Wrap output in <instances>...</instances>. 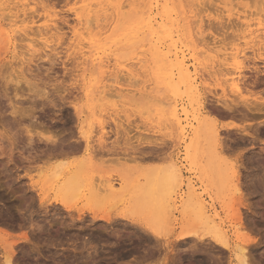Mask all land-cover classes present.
<instances>
[{"label":"rangeland","instance_id":"1","mask_svg":"<svg viewBox=\"0 0 264 264\" xmlns=\"http://www.w3.org/2000/svg\"><path fill=\"white\" fill-rule=\"evenodd\" d=\"M90 1L0 0V133L17 136L13 147L0 135V264L17 239L14 264H238L208 234L220 231V222L234 246L249 242L252 264H264V114L246 120L242 107L224 117L218 104L226 89L238 101L230 85L244 76L243 94L264 102V0H175L166 40L131 36L104 51L103 63L93 52L83 63L71 47L73 28L75 11ZM156 45L185 54L195 92L158 84ZM13 108L20 111L16 120ZM199 120L219 132L224 151L211 134L192 147ZM37 133L59 135L82 150L60 156ZM171 163L183 176L181 197L141 199L127 189L142 188L160 173L156 168ZM237 185L240 197L231 188ZM189 193L203 216L185 204ZM41 197L50 202L43 205ZM56 198L69 209L53 204ZM108 216L110 223L102 218Z\"/></svg>","mask_w":264,"mask_h":264},{"label":"bare ground","instance_id":"2","mask_svg":"<svg viewBox=\"0 0 264 264\" xmlns=\"http://www.w3.org/2000/svg\"><path fill=\"white\" fill-rule=\"evenodd\" d=\"M24 1V4H22L23 6H25V2L26 0H22ZM43 1V0H42ZM68 1V0H66ZM78 1V0H77ZM83 1V0H82ZM7 2V1H6ZM28 2V1H27ZM76 2V1H75ZM95 2V3H93ZM172 2H175V0H127V4L125 3L124 0H91L90 3L85 4L81 7L80 11H75V16H76V26L73 28V39H72V46L74 45V49H76L77 51L75 52V54L80 55V59L83 61V63H85L86 61L90 60V57H92V52L95 53L96 58L95 60L100 61V63H103L102 58L100 57L101 54L105 55L107 54L106 50L111 49L112 45H116L117 46L123 42H125L127 40V38L133 36V37H137L140 38L139 40L141 41V35H145L146 33L149 35H153V34H158V36L160 37L159 40H166L168 38V36H170V33L168 30L171 29V26L174 25V21L172 19L173 15H174V8H170V4H172ZM191 1H189L190 3ZM22 3V2H21ZM188 3V4H189ZM95 4V5H94ZM93 6H96L95 8H93ZM194 7V6H193ZM79 10V9H78ZM3 11V10H2ZM1 11V12H2ZM24 11H26L24 9ZM29 11V10H28ZM4 12V11H3ZM7 12V11H6ZM46 12V11H45ZM7 14V13H6ZM9 15V14H8ZM26 15V14H25ZM14 17V16H13ZM48 17L50 18L49 21H51L52 16L48 15ZM47 17V18H48ZM94 18V23H91L90 19ZM21 20V19H20ZM103 22H106L105 24H102ZM199 22V21H198ZM57 23V22H56ZM197 22H194V24ZM62 24V23H61ZM95 25L94 27L92 25ZM193 24V25H194ZM200 24H202V20H200ZM158 25V27L156 28V26ZM175 26V25H174ZM55 28V27H54ZM60 28V27H58ZM225 28V27H224ZM61 29V28H60ZM98 29L99 31L95 32L94 30ZM231 29V27H230ZM48 30V29H47ZM172 30V29H171ZM234 30V29H233ZM232 30V31H233ZM41 31V29H40ZM51 31V30H50ZM109 31H111L110 33L112 34V37H106L103 38V35H105L106 33H108ZM225 32V31H224ZM60 34V33H59ZM48 35V34H47ZM87 35L88 38L85 36ZM157 36V38H158ZM228 36V35H227ZM114 37V39H112ZM225 37V36H224ZM261 37V36H260ZM110 40H107V39ZM235 38V37H234ZM132 39V38H131ZM157 39V41H159ZM130 41V40H129ZM136 41V40H135ZM180 41V40H179ZM127 42V41H126ZM132 42V40H131ZM129 42V43H131ZM259 42V41H258ZM262 42V40H261ZM119 43V44H118ZM165 42H161L159 41L158 44H164ZM125 44V43H123ZM170 44V43H169ZM135 45V44H133ZM159 45H156V47H153V60L154 63L156 65L157 68V72L155 73L156 78L158 80V84L159 85H164L166 87H172L174 89V87L178 88L180 86H185L188 89H193V91L195 90L194 83L196 82V79L194 77V75L190 72V66H188L187 64V60L185 57V54L180 56L179 53L180 52H176L174 54H172V51L168 50L167 53H165V51L163 50L162 47H160ZM69 46V45H68ZM85 47H87L85 50ZM136 47V46H135ZM55 48V47H54ZM185 49V48H184ZM54 50V49H53ZM56 50V49H55ZM54 50V51H55ZM57 51V50H56ZM188 53V52H186ZM204 53V52H203ZM205 54V53H204ZM89 55V56H88ZM173 57L174 60H172V62H168V58L169 57ZM226 56V55H225ZM94 57V56H93ZM170 57V58H171ZM230 57V56H229ZM234 58V57H233ZM236 59V58H235ZM92 60V59H91ZM170 60V59H169ZM93 61V60H92ZM234 62H237L236 60H234ZM222 66V65H221ZM228 66V65H227ZM237 67V66H236ZM225 68V67H224ZM173 70H177V74L174 75L175 73H173L172 75L167 74V72L171 70L172 72ZM226 69V68H225ZM256 69V68H255ZM223 70V69H222ZM227 70V69H226ZM225 70V71H226ZM255 71V70H254ZM211 73V72H210ZM240 73V72H239ZM242 73V72H241ZM260 73V72H259ZM219 74V72H218ZM228 74V73H227ZM231 74V73H230ZM255 74V73H254ZM252 74V75H254ZM258 75V73H256ZM241 75V74H240ZM239 75V76H240ZM176 77V78H175ZM210 77V75H209ZM243 77V76H242ZM252 77V76H251ZM131 78H132V74H131ZM215 78V77H214ZM250 78V76H249ZM248 78V79H249ZM234 80V79H233ZM251 80V79H250ZM249 80V81H250ZM256 81H258L259 79H255ZM136 81V80H135ZM216 81V80H215ZM261 81V80H260ZM132 82V80H131ZM246 77L244 76L243 78L240 79L236 78L233 83L230 85L233 89V91L237 94V97L239 98L238 101L234 100V98L230 99L227 95L226 90H223V95L220 97V100L218 101L219 106L223 107L225 109L221 110L222 112H226L224 113V117L225 115L230 117L233 116L230 114L232 113H236L238 112L239 108H242V114L244 116V118L249 117V114H264V102H258L260 100L258 99H254V101H251L252 98H247L244 94V88H246L244 85L246 84ZM28 83V82H27ZM136 83V82H135ZM261 83V82H258ZM252 84L253 81H252ZM33 85V84H32ZM250 85V84H249ZM247 87V89L251 86ZM247 86V85H246ZM107 87V85H106ZM105 87V88H106ZM109 87V86H108ZM107 87V88H108ZM111 87V86H110ZM244 87V88H242ZM184 88V87H183ZM243 89V90H242ZM178 90V89H177ZM246 91V90H245ZM251 91V90H250ZM103 92V90L101 91ZM185 92V91H184ZM191 92V91H190ZM195 92V91H194ZM248 92V91H247ZM246 92V93H247ZM108 93V92H107ZM187 93V92H186ZM245 93V92H244ZM181 94V93H179ZM40 95V94H39ZM105 95H107L105 93ZM110 96V94H109ZM176 96V93H175ZM209 96V95H208ZM235 96V94H234ZM5 97V96H4ZM37 97V96H36ZM35 97V98H36ZM118 97V96H117ZM177 97V96H176ZM196 97V96H195ZM178 98V97H177ZM237 99V98H236ZM158 101V100H157ZM52 103V102H51ZM55 106V105H54ZM214 106V105H213ZM14 107V106H13ZM16 107V106H15ZM212 107V106H211ZM214 108V107H213ZM218 108V106H217ZM15 108L12 109V114L13 117L17 116L18 114L20 115V111L19 110H14ZM182 113H183V109ZM220 111V110H219ZM240 111V110H239ZM240 111V112H241ZM244 111V112H243ZM19 112V113H18ZM218 112V111H217ZM238 112V113H240ZM2 113V112H1ZM0 113V114H1ZM210 113V112H209ZM213 113V112H212ZM10 114V113H9ZM241 114V113H240ZM218 115V114H217ZM220 115V114H219ZM235 115V114H234ZM30 116V115H29ZM237 116V115H235ZM175 119L177 120V125L179 127V129H181V125L182 122L179 120V116L175 115L174 116ZM185 117V116H184ZM234 117V116H233ZM186 118H188L186 116ZM185 118V119H186ZM242 118V117H241ZM240 118V119H241ZM242 118V119H244ZM16 120V117L14 118ZM23 120V119H22ZM204 120V119H203ZM13 121V120H12ZM207 121V120H206ZM208 122V121H207ZM207 122H202L201 120L198 121V126L196 128H194V137L192 139V147L196 148L198 141L201 139V137H203L206 134H211V137L209 140H213L212 142L219 144L220 143V147L222 145V150H223V145L224 142L223 139L221 137H219V132L217 130H209L208 127V123ZM5 124V123H3ZM25 124V123H24ZM260 124V123H259ZM17 125V124H16ZM19 125V124H18ZM42 125L38 124V126ZM217 125V124H216ZM7 126V125H6ZM13 126V125H12ZM30 126V125H29ZM214 126V125H213ZM228 126V125H227ZM261 126H263L261 124ZM22 127V126H21ZM42 127H44V125H42ZM215 127V126H214ZM253 127V126H252ZM5 128V127H4ZM30 127L26 128V133L28 135V140H29V146H31V144L33 145V139H34V132L31 133V130L29 129ZM33 128V127H32ZM222 128V127H221ZM235 128V127H234ZM243 128V127H242ZM251 128V127H250ZM257 128V127H256ZM255 130H257L258 128ZM6 129V128H5ZM5 129H3L2 131H4ZM25 129V128H24ZM184 128H182L183 130ZM225 129V128H224ZM244 130L245 127L243 128ZM7 130V129H6ZM9 130V129H8ZM51 130V129H50ZM128 130V129H127ZM252 130V129H251ZM1 131V132H2ZM49 131V130H48ZM254 131V129H253ZM259 131V129H258ZM47 132V131H46ZM258 133V132H257ZM1 135V140H6L7 141H11L12 146L14 147L16 145L17 142V136L16 134H14L12 132V134H10L11 136H9L6 132L4 133H0ZM38 135V133H37ZM42 136V137H39ZM38 137L39 139L43 140L45 139L48 145V142H50L53 149H51V151H57V153H59L60 156H65L68 155L70 153H72L74 151V153H77L83 146L80 145V143L78 145H74V144H70V142H67L65 139H61L62 137H60L59 135L56 134H52V136H44L42 134L39 133ZM44 136V137H43ZM255 136V135H254ZM253 136V138H254ZM26 137V136H25ZM249 137V136H248ZM258 137V136H257ZM167 138V137H166ZM27 139V137H26ZM36 139V138H35ZM38 139V140H39ZM256 139V138H255ZM19 141V140H18ZM40 141V140H39ZM69 141V140H68ZM36 142H38L36 140ZM42 142V141H41ZM44 142V143H46ZM158 142V141H157ZM161 142V141H160ZM223 142V143H222ZM43 143V142H42ZM49 143V144H50ZM167 143V142H166ZM50 144V145H51ZM196 144V145H194ZM227 144V143H226ZM25 146V145H24ZM28 146V145H27ZM82 146V147H81ZM160 146V145H159ZM165 146V145H163ZM256 146V145H255ZM26 147V146H25ZM168 147V146H167ZM27 148V147H26ZM46 148V147H45ZM165 148V147H164ZM228 148V147H227ZM18 149V148H17ZM16 149V150H17ZM42 149V148H41ZM79 149V150H78ZM85 149V150H84ZM84 151H88V146L86 145L84 147ZM158 149V148H157ZM189 149V148H188ZM4 148H1V151H3ZM36 150V149H35ZM40 150V149H39ZM77 150V152H76ZM82 150V149H81ZM80 150V151H81ZM163 150V149H162ZM214 150H217L216 148ZM221 150V149H220ZM31 151V150H30ZM45 151V150H43ZM157 151V150H156ZM224 151V150H223ZM34 152V151H33ZM32 152V153H33ZM37 152V151H36ZM46 152V151H45ZM52 152V153H53ZM105 152V151H104ZM159 152V151H157ZM156 152V153H157ZM166 152V151H165ZM47 153V152H46ZM48 153H49V149H48ZM56 153V152H54ZM56 153V154H57ZM100 153V152H99ZM146 153V152H145ZM144 153V154H145ZM164 153V152H163ZM162 153V154H163ZM222 153V152H221ZM54 156H57V155ZM147 154V153H146ZM160 154V153H159ZM158 154V155H159ZM42 155V154H41ZM47 155V154H46ZM51 156V152L49 154ZM53 155V154H52ZM164 155V154H163ZM138 156V155H137ZM136 156V157H137ZM146 156V155H145ZM148 156V155H147ZM146 156V157H147ZM151 156V155H149ZM157 156V154H156ZM161 156V155H160ZM58 157V156H57ZM141 157V156H140ZM159 157V156H157ZM160 158V157H159ZM127 159V158H126ZM222 159V158H220ZM153 160V159H152ZM160 168H156L155 170L157 172H160L159 174L156 173V175L151 176L150 180L147 181V183L145 185L142 186V188L138 187H132V185L129 188V185H127V189H130V193L132 194V196L141 198V199H150L152 197H160L163 196L164 199H166L167 201H170V199L174 198V196H176L177 198L181 197L183 194L181 193V189H182V182H183V176L180 172V170L177 168V165H175V163H171L168 164L167 167L163 170V171H159ZM161 170V169H160ZM237 176V175H236ZM263 179V178H262ZM97 181V180H96ZM102 181V180H101ZM72 183V182H71ZM105 184V183H104ZM235 185V184H234ZM96 186V185H95ZM114 187V186H113ZM262 187V186H261ZM92 188V187H91ZM116 188V187H114ZM233 193H238L239 197L241 196L240 193V189L237 185L234 187H231ZM96 189V188H95ZM97 190H101V191H106V193L108 191H110V189H101V188H97ZM99 191L101 194L102 192ZM195 192V191H193ZM105 193V194H106ZM232 193V194H233ZM185 195V194H184ZM236 195V194H235ZM188 197V200H186L185 204L188 205V208H192L193 210H198V213L200 214V216H203L204 212L203 209L200 208V204L198 202H196L194 195L192 193H189L188 195H185V197ZM239 197L236 198V200H239ZM244 198V197H243ZM41 201V203L43 205H45L46 203V199L44 197H41V199L39 200ZM48 201V200H47ZM231 202V201H230ZM237 202V201H236ZM52 203L54 204H60L62 206H64L66 209H69V207L67 206V203L61 199H54L52 201ZM201 203V202H200ZM241 204V203H240ZM261 204V203H259ZM47 205V204H46ZM51 205V204H50ZM229 205H231V203H229ZM238 205V204H237ZM227 206V205H226ZM249 206V205H248ZM244 207V206H243ZM251 207V206H250ZM236 209V208H234ZM238 209V208H237ZM236 209V210H237ZM170 210V209H169ZM231 210V209H230ZM236 210H233L234 212ZM238 211V210H237ZM81 212V211H80ZM94 213V212H93ZM203 213V214H202ZM170 214V213H167ZM198 214V215H199ZM240 215V213L238 214ZM111 216V215H110ZM110 216L108 217H102L104 219V221H107L108 223H110L109 221H113L110 219ZM120 219H122V221L125 220H130L128 218L127 215H119ZM239 217V216H238ZM203 219V217L201 218ZM237 219V218H236ZM239 219V218H238ZM240 220V219H239ZM207 221V220H206ZM236 221V220H235ZM106 222V223H107ZM239 222V221H237ZM113 223V222H112ZM140 226L152 231V229L149 227V225H145L143 223L137 222ZM163 223V222H162ZM206 222H204L205 224ZM167 224V222H166ZM236 227L237 229L240 231L241 230V226H238V223H236ZM166 226V225H165ZM244 226V225H243ZM242 226V227H243ZM165 228V227H164ZM243 229V228H242ZM226 230V229H225ZM224 230V226L223 223L220 222V231L219 229H214V230H208V234L211 235L212 239L214 240V242L219 245L220 249L223 248V251L226 250V252L228 251L230 253V258H235L238 262V264H252V253L249 249V246L247 245V243L249 244V242H246L245 245H241L238 244L236 246H234L231 241L228 238L227 235V231ZM161 231V230H160ZM238 231V232H239ZM241 233V232H240ZM245 233V232H244ZM196 235V234H195ZM26 236V235H25ZM245 236V235H244ZM247 236V235H246ZM245 236V237H246ZM27 237V236H26ZM26 237H21L20 239H25ZM185 237V236H184ZM183 237V238H184ZM187 237V236H186ZM185 237V238H186ZM204 237V236H203ZM202 237V238H203ZM1 238V237H0ZM182 238V237H181ZM196 238V237H195ZM243 239V237L241 238ZM246 239V238H245ZM19 239H17V241H10L12 243L10 244L8 247L10 249V251H8L7 253H5L4 255V264H14L13 263V257L15 254V250H14V244L18 242ZM156 240V239H155ZM158 240V239H157ZM185 240V239H184ZM196 240V239H195ZM247 240H250L249 238ZM246 240V241H247ZM201 241V240H200ZM252 240H250L251 242ZM3 242V241H2ZM204 242V241H203ZM206 244L208 243L207 241H205ZM244 242V240H243ZM253 242L254 238H253ZM258 242V241H257ZM259 243V242H258ZM7 244V245H8ZM201 244V243H200ZM210 244V243H209ZM261 244V242H260ZM197 245V244H196ZM202 245V244H201ZM7 247V248H8ZM216 247V245H215ZM6 248V249H7ZM197 248V247H196ZM5 249V250H6ZM225 249V250H224ZM193 250V249H192ZM206 250V248H205ZM153 251V250H152ZM198 251V250H197ZM149 252V251H148ZM204 252V251H203ZM210 254H212L210 252ZM228 254V253H227ZM255 260H253L254 262ZM256 263V262H255Z\"/></svg>","mask_w":264,"mask_h":264}]
</instances>
